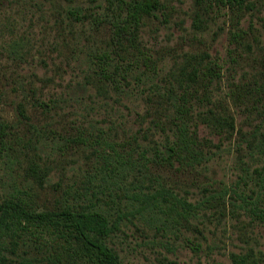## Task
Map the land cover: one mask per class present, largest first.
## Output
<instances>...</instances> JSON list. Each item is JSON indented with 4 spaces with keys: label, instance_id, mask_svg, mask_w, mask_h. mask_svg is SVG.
Here are the masks:
<instances>
[{
    "label": "rangeland",
    "instance_id": "374dc122",
    "mask_svg": "<svg viewBox=\"0 0 264 264\" xmlns=\"http://www.w3.org/2000/svg\"><path fill=\"white\" fill-rule=\"evenodd\" d=\"M161 1L142 22V54L103 60L111 30L94 18L108 0H0V203L93 202L116 223L130 190L169 189L201 209L180 223L124 218L107 240L122 264H264V217L234 193L264 208V0ZM181 123L194 157L178 145ZM165 145L173 159L160 158ZM25 241L4 254L23 257Z\"/></svg>",
    "mask_w": 264,
    "mask_h": 264
},
{
    "label": "trees",
    "instance_id": "16d2710c",
    "mask_svg": "<svg viewBox=\"0 0 264 264\" xmlns=\"http://www.w3.org/2000/svg\"><path fill=\"white\" fill-rule=\"evenodd\" d=\"M221 1L243 5L248 0ZM162 11L161 0H108L99 16L94 18L96 24L107 23L111 30L110 51L99 57L103 60L109 59L111 55L121 58L123 54L129 53L132 58H138L142 54L140 29L144 18L157 17ZM70 15L77 20L87 17L84 9L79 7L72 8ZM213 66L216 67V64H209L205 68V74L212 78L215 76ZM116 70H119L117 66ZM7 128V124H0L2 151L7 149L4 139ZM175 135L180 148L194 157L193 143L185 123L177 126ZM109 147L118 154L112 145ZM158 152L165 161L173 159L176 153L175 147L169 145ZM261 186L264 187V179L261 180ZM130 191L128 199L131 211H120L116 223H111L93 202L81 209L65 204L58 210L50 211L37 210L33 202L20 193L5 199L0 203V264H122L107 240L124 218L151 211L175 216L180 223L189 221L202 206L189 202L169 189L146 192L140 188ZM234 193L242 200L244 209L253 216L264 217V208L259 207V197L253 200L239 195L236 190ZM26 238H30L31 243L23 257L11 258L6 254L18 257L17 250L21 244L25 245ZM31 253L34 257H30ZM233 262L245 264L244 259L237 256L233 257Z\"/></svg>",
    "mask_w": 264,
    "mask_h": 264
}]
</instances>
